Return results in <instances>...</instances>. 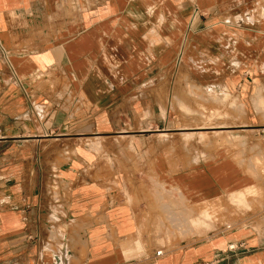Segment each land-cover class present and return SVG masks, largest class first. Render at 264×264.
<instances>
[{"label": "crops", "instance_id": "obj_1", "mask_svg": "<svg viewBox=\"0 0 264 264\" xmlns=\"http://www.w3.org/2000/svg\"><path fill=\"white\" fill-rule=\"evenodd\" d=\"M248 71L264 0H0V264H264L260 169L160 137L181 76ZM234 193L247 208L197 231Z\"/></svg>", "mask_w": 264, "mask_h": 264}, {"label": "rangeland", "instance_id": "obj_2", "mask_svg": "<svg viewBox=\"0 0 264 264\" xmlns=\"http://www.w3.org/2000/svg\"><path fill=\"white\" fill-rule=\"evenodd\" d=\"M248 72L252 76L239 88L223 83L201 85L188 76L180 77L163 108L168 121L164 128L175 131L162 132L160 137L165 147H183L181 162L196 166L222 156L233 157L248 168H259L264 178V142L256 133L264 129V71L259 76L256 71ZM261 195L252 189L244 193L246 198ZM241 197L234 193L197 207L196 230L206 228L216 234L221 223L234 221L239 206L247 208L243 203L247 199Z\"/></svg>", "mask_w": 264, "mask_h": 264}, {"label": "built area", "instance_id": "obj_3", "mask_svg": "<svg viewBox=\"0 0 264 264\" xmlns=\"http://www.w3.org/2000/svg\"><path fill=\"white\" fill-rule=\"evenodd\" d=\"M160 252H157V255H159Z\"/></svg>", "mask_w": 264, "mask_h": 264}]
</instances>
